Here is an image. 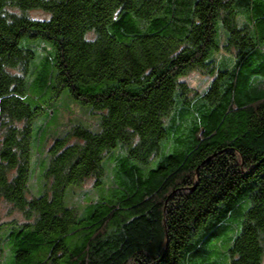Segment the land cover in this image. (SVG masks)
<instances>
[{
    "label": "trees",
    "instance_id": "1",
    "mask_svg": "<svg viewBox=\"0 0 264 264\" xmlns=\"http://www.w3.org/2000/svg\"><path fill=\"white\" fill-rule=\"evenodd\" d=\"M2 204L0 264H264V0H0Z\"/></svg>",
    "mask_w": 264,
    "mask_h": 264
},
{
    "label": "rangeland",
    "instance_id": "2",
    "mask_svg": "<svg viewBox=\"0 0 264 264\" xmlns=\"http://www.w3.org/2000/svg\"><path fill=\"white\" fill-rule=\"evenodd\" d=\"M30 16L33 19L36 20H44L48 19V15L45 12L42 11H32L30 13ZM181 81L189 85L191 88H194L200 92H204L209 84L212 81L211 77L205 76L199 72L193 71L189 75L181 78ZM71 100L68 93L64 92L62 94V97L60 100H57L56 103H54L53 106L58 105L62 109H64L63 106L67 105V100ZM89 107L81 106L80 104L76 102H69L67 109L61 110L58 112L57 119L58 123L60 125V128L56 129L54 133H52L49 136V140L47 143L46 149L51 145L52 139L55 138L57 135L62 134L63 131H65L67 128H69L72 124L75 123H84L89 127H96L97 118L96 115H86L85 112L89 111ZM43 119V118H42ZM38 125H42V122H38ZM46 151V150H45ZM41 153H43V150H39L35 153L34 151V162H38L41 156ZM37 160V161H36ZM39 169L36 170L35 176L32 177L31 181V187L33 189V192L36 190L37 185V176H38ZM35 193V192H34ZM94 182L90 181L87 182L82 187H74L71 189V197L69 199L70 203L77 206H83V198L84 197H94ZM15 219L21 220V215L14 213L10 214L9 207L6 204H2L1 211H0V224L2 223H9Z\"/></svg>",
    "mask_w": 264,
    "mask_h": 264
}]
</instances>
